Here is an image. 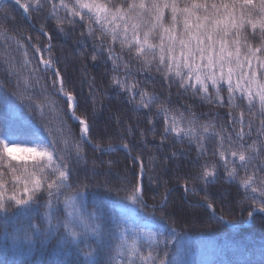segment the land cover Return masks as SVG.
I'll return each instance as SVG.
<instances>
[{
  "label": "snow or ice",
  "instance_id": "obj_1",
  "mask_svg": "<svg viewBox=\"0 0 264 264\" xmlns=\"http://www.w3.org/2000/svg\"><path fill=\"white\" fill-rule=\"evenodd\" d=\"M45 3L49 5L46 19L54 20L59 32L81 27L80 36L92 41L93 61L95 53L106 54L112 62V85L126 92L129 103L138 109L151 111L159 96L131 78L134 64L136 72L150 78L155 73L169 88L175 85L202 102L227 107L231 133L224 125L217 128L215 115H198L190 105L184 111L157 105L154 116L163 125L160 146L170 136L187 141L195 146L199 160L208 156L207 141L214 139L215 159H205L196 174L184 178L185 193L197 192L189 186L190 180L205 188L215 182L222 167L225 181L235 184L237 193H242L240 202L248 204V221L264 214V0H9L0 4V68L12 83L13 94L42 119L47 117L44 127L49 138L38 131H0V236L6 246L9 239L18 249L55 240L61 251L76 254L74 264H173L170 236L111 211L105 200H92L90 208L92 186L73 180L78 171L73 165L88 163L85 144L101 154L114 152L117 146L93 141L89 120L77 115V97L66 88L52 57L51 35L40 30L49 42L43 47L31 45L33 64L28 46L7 27L15 20L13 4L30 19ZM26 39L30 43L32 37ZM16 51L22 60L13 54ZM121 71L123 76L118 75ZM66 115L78 121V138L67 128ZM201 116L207 119L201 121ZM148 123L153 125L152 116ZM151 131L155 132L154 125ZM119 148L138 165L135 181L96 187L109 196L123 194L131 206L151 207L153 213L162 210L167 193L159 206L144 199L143 157L132 156L127 142ZM176 155L173 152L172 158ZM206 207L216 214L213 203ZM242 264H264V254L259 261L245 259Z\"/></svg>",
  "mask_w": 264,
  "mask_h": 264
},
{
  "label": "trees",
  "instance_id": "obj_2",
  "mask_svg": "<svg viewBox=\"0 0 264 264\" xmlns=\"http://www.w3.org/2000/svg\"><path fill=\"white\" fill-rule=\"evenodd\" d=\"M6 3L9 0H0V4ZM13 7L15 10L12 15L15 20L9 21L7 27L28 46L33 64L36 63V58L31 45L39 44L43 47L49 42L40 31L43 28L52 37V57L56 67L62 70L65 86L77 97V115L85 116L90 122L93 141H100L104 146H117L116 151L101 154L95 152L91 145L85 144L84 152L88 163L73 165L78 169L73 180L78 179L92 186L88 190L89 207L91 208L92 200L102 199L111 211L117 214L126 211L149 224L150 228H159L166 236L171 237L168 251L173 264H242L245 259L259 261L264 254V214H256L250 224H243L247 220L248 204L240 202L242 193H237L236 185L225 181L222 167L219 169V178L206 188L199 181H189V186L197 189L196 194H186L182 186L184 178L196 174L205 159H215L211 154L215 140L207 141L209 154L199 160L195 146H190L187 141H175L170 136L161 147L163 125L154 116L157 105L161 103L170 104L181 111L185 110V105H190L198 115H215L217 128L224 125L231 133L232 126L228 124L227 118L228 108L202 102L191 92L182 93L175 85L169 88L155 73L150 78L148 73L136 72L138 65L134 64V75L131 78L139 82L140 88L155 92L159 96L151 111L138 109L135 103H129L126 92H121L112 85V62L107 59L106 54L97 52L96 61L91 59L94 54L92 41L80 36L82 29L79 25L75 30L66 27L64 32H59L55 21L46 19L49 12L47 3L41 11H33L30 19L23 15L22 9L14 4ZM60 14L64 15L63 11ZM28 36L32 37L30 43L26 39ZM116 48L119 51L118 45ZM13 54L18 60H22L19 51ZM118 75L123 76V72ZM13 92L12 83L8 81L3 68H0V131L18 134L38 131L42 137L49 138L44 127L47 117L42 119ZM48 92L53 93L54 90L49 87ZM222 94L226 96V92ZM59 100L60 106L65 107L63 98ZM238 112L237 109L234 114L238 115ZM149 116L153 117L155 132L151 131L153 125L148 123ZM206 119L207 117L201 116V121ZM65 120L67 128L78 138V121L67 115ZM252 138H255V134ZM122 142L129 144L132 156L143 157L145 201L149 205L159 206L167 193L162 210L153 213L151 207L143 209L131 206L123 200V194L109 196L102 187H96L106 182L118 185L124 180L135 181L134 174L138 171V165L132 162L128 152L119 148ZM173 152L177 153L174 158ZM149 157L153 159L150 160ZM209 202L214 204L216 214L223 216L229 225L212 215L206 207ZM40 211L43 212V209ZM59 214L62 215V206ZM36 222L40 223L39 218ZM172 228H175V233L171 232ZM79 258L83 260L82 256ZM76 259L74 252H64L57 248L55 240L43 246L37 243L18 249L11 239L6 246L4 238L0 236V264H59L60 261L74 264Z\"/></svg>",
  "mask_w": 264,
  "mask_h": 264
},
{
  "label": "rangeland",
  "instance_id": "obj_3",
  "mask_svg": "<svg viewBox=\"0 0 264 264\" xmlns=\"http://www.w3.org/2000/svg\"><path fill=\"white\" fill-rule=\"evenodd\" d=\"M121 213L125 214L126 216L130 217L131 219H134L135 221L139 222L140 224H142V225H144V226L150 228V225H149V224H147V223H145V222H143V221H140V220H139L138 218H136L134 215H131V214H129V213L126 212V211H120V214H121ZM218 216H219V215H218ZM224 219H225V218H224ZM225 220H226V219H225Z\"/></svg>",
  "mask_w": 264,
  "mask_h": 264
},
{
  "label": "water",
  "instance_id": "obj_4",
  "mask_svg": "<svg viewBox=\"0 0 264 264\" xmlns=\"http://www.w3.org/2000/svg\"><path fill=\"white\" fill-rule=\"evenodd\" d=\"M76 121V120H75ZM215 216H217V217H219L217 214H215ZM223 223H225V224H228V222L224 219V220H221ZM251 222V221H250ZM247 223H249V221L247 220L246 222H245V224H247ZM229 225V224H228Z\"/></svg>",
  "mask_w": 264,
  "mask_h": 264
}]
</instances>
